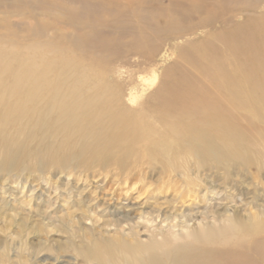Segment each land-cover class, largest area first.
Wrapping results in <instances>:
<instances>
[{"label":"bare ground","instance_id":"bare-ground-1","mask_svg":"<svg viewBox=\"0 0 264 264\" xmlns=\"http://www.w3.org/2000/svg\"><path fill=\"white\" fill-rule=\"evenodd\" d=\"M17 1L28 5L29 9L12 5L10 12L2 11L0 4V14L3 15L0 27L10 36H21L16 32L12 15L31 19L28 31L44 46L48 44L45 40L49 36L46 33L48 29H59L51 25L64 26V20H67L66 25L77 31L61 37L74 43L76 48L87 45L97 48L106 44L109 40L102 39L105 33L100 24L112 32L132 30L133 24L129 19L134 15L140 16L141 24L146 18L151 21V28L155 31L180 27L175 25L174 17L166 18L162 23L152 21L151 16L163 19V11L157 7L153 10V3L155 7L159 2L150 0L146 3L143 0H126L128 6H120L118 12L120 21L106 25L100 22L101 19H89L99 7L117 5L116 0H67L69 4L66 6L61 0ZM190 1L197 7L203 5L202 0ZM169 2L175 8L185 5L182 0ZM74 3L81 4L86 10L78 11L75 5H70ZM129 5H134V8H129ZM178 11L173 14L184 17ZM111 13L115 10L111 9ZM238 30L251 34L252 40L264 35L261 20L256 18H250L239 27L223 30L222 47L228 54L226 58L217 55L220 48L215 50L209 35L200 43H184L178 48L179 59L171 65L170 73L160 79L159 86L137 107H126L120 97L125 85L122 80L133 81L134 73L127 72L124 77L122 67H116L114 72L111 68L114 65H110L109 59H98L101 55L96 50L91 61L100 67L94 71L99 80L92 82L93 94L88 99L81 97V91L64 92L70 71L65 67L61 70L55 87L58 96L53 107L61 112L57 123L65 122L71 136L80 134L78 142L89 141L91 145L89 153L84 155H75L72 147L68 148L63 162H72L71 166L75 167L94 166L96 170L114 166L120 172L141 164L140 169L129 170L125 176L129 177L135 171L136 174L149 172L152 176L150 173L157 170L159 177L155 182L159 183L158 190L165 187L175 192L170 199L164 198L160 202L153 196L154 205L150 209L148 202L144 203L145 207L134 208L139 221L135 222L128 215L122 221L119 218V224L114 223L118 228L117 234L106 240L104 246L101 244L102 249L95 255L92 250L80 247L78 253L82 257L89 259L94 255L99 259L105 252V258L112 264H257L251 254L264 253V202H260L258 195L253 199L246 194L257 191L264 171V131L260 132L261 128L253 121L258 119L264 124V81L258 86L236 81L239 74L244 79L241 65L235 61L238 48L234 35ZM89 31L100 38L88 40L83 34ZM193 31L194 28H190L187 33ZM166 32L173 39L174 33L171 30ZM133 34L136 37L125 53L151 58L158 51L156 42L141 51L140 44L135 41L137 35ZM190 57L193 60H186ZM215 58L217 63L211 61ZM136 65L140 66V62ZM8 67V62L1 58L0 71H6ZM108 69L111 71H105ZM171 73L174 74L173 80ZM29 75L25 66L12 74L13 85L0 94V103L5 102L11 93L24 88L25 82H33ZM138 77L145 88L156 80L155 74L152 77L140 74ZM40 79L42 83L46 78H36L34 82ZM37 88L38 83L25 99H35ZM66 97H72L75 104L70 111ZM116 101H119L118 106H115ZM100 103L103 104L102 112H93V107ZM81 106L88 107L82 113L83 120H79L76 114ZM120 109L123 113L128 109L125 113L129 115ZM109 111L112 114L105 117L97 131L87 130L90 122ZM14 113L9 110L6 117ZM240 116L252 122L253 132H243L238 128L236 119ZM74 123L77 124L76 129L67 127ZM34 126L38 127L39 123ZM156 164L163 167L161 171L156 169ZM186 197L191 200L187 205ZM209 199L215 201L211 208L200 210L196 207L201 203L205 205ZM141 225L144 229H140ZM142 230L149 234L147 241L140 239Z\"/></svg>","mask_w":264,"mask_h":264},{"label":"rangeland","instance_id":"rangeland-1","mask_svg":"<svg viewBox=\"0 0 264 264\" xmlns=\"http://www.w3.org/2000/svg\"><path fill=\"white\" fill-rule=\"evenodd\" d=\"M61 1L65 6L69 4L67 0ZM116 1L118 6L99 7V12L96 11L89 20L101 19L100 22L105 25L120 21V6H126L127 2ZM147 1L149 0H143L144 3ZM154 1L159 3L155 4V7L153 3L152 9L162 10L163 19L159 17L157 20L151 16V20L162 23L166 18L174 17L175 25L179 24L180 30L163 28L155 31L151 28V21L146 18L141 24L140 16L134 15L135 17L130 16L129 19L133 24L132 30L112 32L100 24L105 33L102 39L109 41L97 48L95 45L76 48L74 43L61 37L68 32L77 31L66 25L67 20H64V26L56 23L51 25H56L59 29H48L46 33L49 36L45 38L48 44L45 46L40 45L42 41L28 31L31 19L12 15L11 20L16 24V32L21 36H10L0 27V59H5L9 64L8 70L0 71V94L10 89L13 85L11 75L21 66H25L30 79L33 80L25 82L24 88L11 93L5 102L0 103V264H112L105 258V252L99 259L94 255L102 249L101 244L104 246L106 240L117 234L115 232L118 228L115 224L118 219L122 221L125 215H128L135 222L139 221L134 208L148 205L150 209L154 205L153 196L160 202L175 194L171 189H164L165 187L158 190L159 183L155 182L159 177L157 170L150 173L152 176L149 172L136 174V171L129 177L125 176L129 170L140 169L141 164L120 172L114 166L96 170L94 166L75 167L71 166L72 162H63L71 147L75 155H84L85 152L89 153L91 145L89 141L83 143L80 140L79 143L80 134L71 136V132H68L64 125L65 122L57 123L61 112L53 109L58 96L55 91L57 78L64 67L70 71L64 92L71 94L73 90L81 91L84 100L93 94L92 82L99 80L94 71L100 68L97 63L91 61L95 50L101 55L98 59H109L110 65H114L111 67L114 72L117 71L116 67H122L124 77L127 72L134 73L133 81L122 80L125 85L120 97L126 107H137L159 86L160 79L170 73L171 65L179 59L178 48L184 43H200L209 35L215 50L220 48L217 55L226 58L228 54L222 47L223 30L239 27L250 18L261 20L264 27V0H202L201 7H197L190 0H182L184 7L177 8L172 7L169 0L149 2ZM0 4L3 6L2 11L10 12L12 5L29 9L28 5L17 0H0ZM70 5H75L78 11L86 10L81 4ZM131 7L133 9L134 5H129V8ZM111 9L115 10V13H111ZM177 10L184 17L173 14ZM1 16L3 15L0 14ZM122 21L124 19H121ZM190 28H194V31L187 33ZM166 30L174 33L173 39ZM133 33L137 35L135 41L140 44L141 51L149 49L155 42L158 43V51L151 58L125 53L136 37ZM83 36L88 37V40L93 37L100 38L90 31L84 32ZM251 36L241 30L234 35L238 48L235 61L241 65L244 75V79L240 74L236 75V81L258 86L264 81V35L253 40ZM133 44L135 45L134 42ZM219 56L217 57L220 58ZM188 59L193 60V57L186 60ZM211 61L217 63L216 58ZM137 62H140V66L136 65ZM109 69L105 71H111ZM140 74L146 77L155 74V83L145 88L138 77ZM41 77L46 78L42 81L43 84L41 79L34 82V79ZM170 77L173 80L174 74L171 73ZM36 83V98L25 99ZM65 99L68 111L72 110L75 107L73 98ZM119 101H116V105L113 102L114 105L118 106ZM102 107V103L96 104L92 111L102 112ZM81 108L76 112L79 120L84 119L82 113L84 109H88L87 106ZM9 110L15 113L6 117ZM126 111L129 110L126 109L124 113ZM111 114L112 111H109L98 120L90 123L88 121L91 125L87 130L97 131L105 117ZM125 115L128 116L129 113ZM236 120L240 130L253 132V124L249 119L240 116ZM253 121L261 128L262 131H259L263 132V122L258 119ZM38 123L39 126L35 127ZM67 127L76 129L77 124ZM107 137L109 138V134ZM144 165L146 167V164ZM156 166L158 171L163 168L160 164ZM262 174L257 191L246 194V197L250 198L251 195L253 199L254 195H258L260 202H264V171ZM244 179L251 181L247 177ZM166 180L167 177L164 181ZM210 200L205 205L201 203L196 207L200 210L211 208L215 201ZM240 200L242 199L239 198ZM190 201V198L186 197L185 205ZM147 202V205L144 204ZM142 227L143 225L140 229H144ZM140 239L147 241L149 234L142 230ZM80 247L92 250L93 257H82L78 253ZM251 256H254L257 264H264V253H252Z\"/></svg>","mask_w":264,"mask_h":264}]
</instances>
